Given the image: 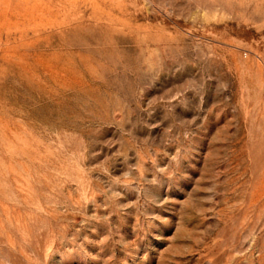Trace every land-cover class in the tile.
Returning a JSON list of instances; mask_svg holds the SVG:
<instances>
[{
  "label": "rangeland",
  "instance_id": "obj_1",
  "mask_svg": "<svg viewBox=\"0 0 264 264\" xmlns=\"http://www.w3.org/2000/svg\"><path fill=\"white\" fill-rule=\"evenodd\" d=\"M0 264H264V0H0Z\"/></svg>",
  "mask_w": 264,
  "mask_h": 264
}]
</instances>
